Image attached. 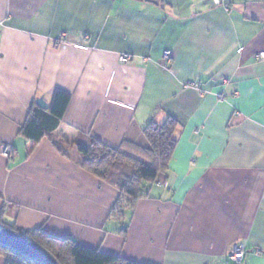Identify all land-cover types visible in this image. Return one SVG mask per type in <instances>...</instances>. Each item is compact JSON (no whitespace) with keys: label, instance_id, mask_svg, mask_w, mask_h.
<instances>
[{"label":"crops","instance_id":"1","mask_svg":"<svg viewBox=\"0 0 264 264\" xmlns=\"http://www.w3.org/2000/svg\"><path fill=\"white\" fill-rule=\"evenodd\" d=\"M262 53L264 0H0V229L137 264H231L245 242L243 264H264ZM56 91L70 96L59 131L27 152L20 129ZM168 118L167 170L109 219L117 189L55 143L146 147L143 130Z\"/></svg>","mask_w":264,"mask_h":264},{"label":"trees","instance_id":"2","mask_svg":"<svg viewBox=\"0 0 264 264\" xmlns=\"http://www.w3.org/2000/svg\"><path fill=\"white\" fill-rule=\"evenodd\" d=\"M69 101L70 96L67 93L56 91L47 110L32 106L20 129L21 136L26 140L27 152H31L46 134L59 131ZM176 128L177 122L171 118L162 125L151 122L143 130L146 147L124 141L119 148L113 149L95 139L72 144L82 157L80 166L97 179L108 181L118 191V198L109 213V219L123 221L124 213L132 210L135 204L146 196L157 176L167 170L176 145ZM63 144V141L56 142L55 147L66 155L67 146ZM2 226V229H9L44 249L56 264H137L80 246L68 237L49 236L41 228L19 230L4 223ZM123 232L125 233V230ZM0 256L4 258L5 264H42L2 244ZM227 261L231 263L228 259Z\"/></svg>","mask_w":264,"mask_h":264},{"label":"water","instance_id":"3","mask_svg":"<svg viewBox=\"0 0 264 264\" xmlns=\"http://www.w3.org/2000/svg\"><path fill=\"white\" fill-rule=\"evenodd\" d=\"M36 105L44 110H47L49 107L43 98L38 99ZM0 244L42 264H56L44 249L34 243L28 242L25 238L16 235L9 229H0Z\"/></svg>","mask_w":264,"mask_h":264},{"label":"built area","instance_id":"4","mask_svg":"<svg viewBox=\"0 0 264 264\" xmlns=\"http://www.w3.org/2000/svg\"><path fill=\"white\" fill-rule=\"evenodd\" d=\"M214 4H220V0H211ZM259 59L264 60V53L259 55ZM121 61H127V56H120ZM170 60V54L168 52H165L162 57V61L164 64L168 63ZM194 87L198 88V85H195ZM219 100H223V97L219 96ZM13 153V149L11 146L3 145L1 148V154L5 158L10 159ZM247 254V248L245 245V242H238L236 243L232 249L227 254V259L232 264H243L245 260V256Z\"/></svg>","mask_w":264,"mask_h":264},{"label":"rangeland","instance_id":"5","mask_svg":"<svg viewBox=\"0 0 264 264\" xmlns=\"http://www.w3.org/2000/svg\"><path fill=\"white\" fill-rule=\"evenodd\" d=\"M67 149H68V153H69L71 156H73V157L77 156L78 158H80L81 155L78 154V152H77V150H76L75 148H72L71 150H69V148H67ZM80 159H81V158H80Z\"/></svg>","mask_w":264,"mask_h":264}]
</instances>
